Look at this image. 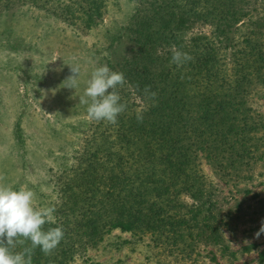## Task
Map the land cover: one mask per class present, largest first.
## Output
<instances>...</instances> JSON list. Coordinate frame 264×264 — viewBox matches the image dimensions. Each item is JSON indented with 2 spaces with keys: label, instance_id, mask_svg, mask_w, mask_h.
Returning <instances> with one entry per match:
<instances>
[{
  "label": "trees",
  "instance_id": "1",
  "mask_svg": "<svg viewBox=\"0 0 264 264\" xmlns=\"http://www.w3.org/2000/svg\"><path fill=\"white\" fill-rule=\"evenodd\" d=\"M12 1L86 29L105 12L104 0L0 4ZM252 5L146 0L134 8L115 39L129 51L106 64L125 76L115 91L126 109L116 124L91 120L74 162L52 175L50 193L34 187V207L55 209L43 230L60 226L64 236L50 254L35 248L32 264H73L114 231L149 236L155 247L191 260L201 245H226L228 219L201 161L222 180L239 181L264 160V119L250 104L264 86V21ZM172 45L192 60L172 63Z\"/></svg>",
  "mask_w": 264,
  "mask_h": 264
},
{
  "label": "rangeland",
  "instance_id": "2",
  "mask_svg": "<svg viewBox=\"0 0 264 264\" xmlns=\"http://www.w3.org/2000/svg\"><path fill=\"white\" fill-rule=\"evenodd\" d=\"M141 1L146 0H104L103 18L91 29L19 2L9 8L0 4L2 183L50 193L52 175L74 162L92 120L79 97L96 67L128 53V42L115 39ZM252 8L254 18L264 21V0H253ZM198 31L207 33V28ZM73 64L81 68L75 89L63 85ZM250 104L264 119V86ZM201 163L228 219L225 246L201 245L191 260L155 247L149 236L133 240L114 231L73 264H264V234L255 237L264 221V160L239 181L222 180L205 160Z\"/></svg>",
  "mask_w": 264,
  "mask_h": 264
},
{
  "label": "clouds",
  "instance_id": "3",
  "mask_svg": "<svg viewBox=\"0 0 264 264\" xmlns=\"http://www.w3.org/2000/svg\"><path fill=\"white\" fill-rule=\"evenodd\" d=\"M170 50L171 62L178 67L192 60L188 53L180 51L175 45ZM68 66L71 75L63 85L75 89L78 87L81 68L79 64ZM125 83L122 72L112 71L107 65L96 67L87 81L84 94L79 97V103L87 105L88 117L116 124L117 117L125 111L126 104L120 102L121 97L115 89L117 85L122 86ZM155 95L151 93L152 97ZM3 180L4 177L0 175V264H32L33 250L39 247L46 255L50 254L63 239V228L58 226L44 231L43 226L46 223L54 222L55 209L34 207L35 193L31 189L21 186L14 190L2 183ZM261 234H264V221L255 237L258 239ZM25 241H30L31 247L20 252L12 250L17 244L23 245Z\"/></svg>",
  "mask_w": 264,
  "mask_h": 264
}]
</instances>
